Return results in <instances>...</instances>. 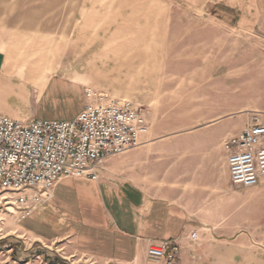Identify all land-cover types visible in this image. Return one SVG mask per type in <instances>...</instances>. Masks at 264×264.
Here are the masks:
<instances>
[{
    "label": "rangeland",
    "instance_id": "rangeland-1",
    "mask_svg": "<svg viewBox=\"0 0 264 264\" xmlns=\"http://www.w3.org/2000/svg\"><path fill=\"white\" fill-rule=\"evenodd\" d=\"M46 2L0 0V8L7 5L14 10ZM48 2L49 12L23 17L22 28L6 27L5 22L0 26V46L8 50L7 62L13 64L26 55L30 63L25 67H41L36 84L26 81L25 69L17 77L31 92L26 106L33 111L31 118L43 89L54 81L65 82L72 90L59 96L64 104L84 107L86 88L131 102L148 121L146 142L160 144L167 153L164 172L173 171L175 176L171 183L152 186L153 195L168 196L167 188L181 184L187 172L213 173V197L205 193L201 200L214 199L216 218L225 213L224 228L231 241L239 238L251 251H264V179L249 188L234 186L222 148L223 140L237 134L253 116L264 123V0L252 2L250 11L235 17H224L219 7L206 0ZM157 11L165 16V23L154 16ZM79 12L87 16L82 36L80 22L72 16ZM120 14L125 17V29L118 32V23L112 20ZM32 20L39 25L34 31L25 27ZM106 51L118 60L110 64L94 60ZM38 56L46 59L35 65ZM38 115L43 120L69 119L72 112L55 113L42 107ZM197 139H210L214 145L208 149L189 144ZM127 153L105 164L121 170L120 178L126 177ZM156 165L160 167L157 161ZM10 199V194L0 193V264H129L84 256L59 243L37 242L19 234L21 213L11 208ZM198 211L204 218L212 213L207 208ZM258 258L264 260V255ZM258 258L246 264H261Z\"/></svg>",
    "mask_w": 264,
    "mask_h": 264
},
{
    "label": "crops",
    "instance_id": "crops-1",
    "mask_svg": "<svg viewBox=\"0 0 264 264\" xmlns=\"http://www.w3.org/2000/svg\"><path fill=\"white\" fill-rule=\"evenodd\" d=\"M206 1L212 3L214 8L219 7L224 17H235L250 11L252 2L258 0ZM47 2L40 6L22 5L14 10L5 5L0 8V26L5 22L6 27L22 28L23 17L49 12L50 5ZM85 5L87 6V1H84ZM72 16L76 23L80 22L78 33L84 35L87 16L83 12ZM154 16L162 24L165 23L162 13L157 11ZM33 21L35 20L28 21L25 27L32 30L38 28L39 25ZM97 21L99 23L101 18ZM112 23H118V32L125 29L123 14L115 17ZM112 23L103 28L102 34L110 29ZM164 29L166 31V26ZM72 34L73 31L70 33L71 37ZM36 49L34 51H38ZM107 49L109 50V46ZM7 55V48L0 46V115L25 121L31 118L33 112L26 107L31 92L26 90L27 87L17 77L25 69L26 81L36 84L37 74L42 70L39 66L32 67V64L25 67L30 63L26 55H23L22 60L16 59L13 64L7 62ZM44 58L38 56V63L34 64H41L39 61ZM94 60H108L107 64H110L111 61L116 62L118 57L106 51L95 56ZM70 90L65 82H49L41 93V100L38 107H35L33 117L39 118L38 112L42 107L55 113L70 111L72 115L69 119L77 116L83 109L81 103L77 106L69 102L64 104L59 98ZM189 144L207 146L209 149L214 141L197 139ZM162 150L160 144L146 142L145 139L141 146L129 150L125 178H120L121 170L105 165L115 158L110 157L104 162V169L100 170L97 180L75 177L60 179L53 189L52 198L30 215L20 217L16 231L37 242L59 243L84 256L129 264H162L149 261L146 250L164 240H174L179 244V264H246L263 257L264 251H251L243 240L237 238L231 241L224 228L227 223L225 213L221 218H216L213 212L214 199L201 200L205 193H212L213 197V173L187 172L181 177V184L167 188L168 196L153 195L152 186L171 183L175 178L173 171L164 172L167 153ZM156 161L159 168L156 167ZM186 168H190V165L187 164ZM201 208L211 209L212 213L204 218L203 212L198 211ZM194 231L197 232L196 239L190 237ZM239 258H243L245 262L241 263ZM257 261L264 264L263 259L258 258Z\"/></svg>",
    "mask_w": 264,
    "mask_h": 264
},
{
    "label": "built area",
    "instance_id": "built-area-1",
    "mask_svg": "<svg viewBox=\"0 0 264 264\" xmlns=\"http://www.w3.org/2000/svg\"><path fill=\"white\" fill-rule=\"evenodd\" d=\"M87 103L72 119L25 121L0 115V193L28 216L52 198L57 182L75 177L97 180L104 162L144 143L149 124L140 108L86 88ZM229 178L236 187L264 179V123L253 116L223 140ZM196 239L197 232L190 234ZM180 246L164 240L146 250L149 261L179 264Z\"/></svg>",
    "mask_w": 264,
    "mask_h": 264
}]
</instances>
